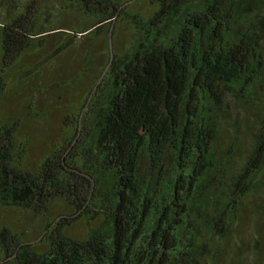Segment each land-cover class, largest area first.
Returning a JSON list of instances; mask_svg holds the SVG:
<instances>
[{"label": "trees", "instance_id": "16d2710c", "mask_svg": "<svg viewBox=\"0 0 264 264\" xmlns=\"http://www.w3.org/2000/svg\"><path fill=\"white\" fill-rule=\"evenodd\" d=\"M54 37L105 61L32 165L23 61ZM0 209L43 222H0V264H264V0H0Z\"/></svg>", "mask_w": 264, "mask_h": 264}, {"label": "rangeland", "instance_id": "374dc122", "mask_svg": "<svg viewBox=\"0 0 264 264\" xmlns=\"http://www.w3.org/2000/svg\"><path fill=\"white\" fill-rule=\"evenodd\" d=\"M46 11L52 15L54 22L57 21L58 24L67 21L64 13L57 10L53 5H50ZM54 38V41L46 45L42 51L32 53L23 61L26 68L32 67L33 70L27 74L26 80H24L26 88L21 91L22 100L20 101L23 102V111L28 113L25 109L27 102H24V99H35L31 109L35 106L38 114L37 117H30L25 124V130L30 140L29 161L32 165L38 162L52 142L60 138L62 134L61 121L71 112V104L79 101L80 98L82 100L93 81V76L105 61V55L97 54L99 50H102L100 45L94 48L96 49L95 54L93 53L92 58L86 62L84 59V48L87 43L85 39L77 40L69 51H60L52 55V50L55 48L59 37ZM123 42L124 40L121 39V43ZM88 66L91 73L83 75L82 69ZM36 71L39 74H36ZM18 99L19 97L7 106L10 113H16L19 109ZM254 103L257 104L256 101ZM232 108L235 110H232L235 118L236 116L238 118L239 132L243 134L246 118L257 109L247 108V105L242 107L232 105ZM23 220V224H20L13 212L0 209L1 223L11 225L15 229H21V226L26 229L29 228V238L37 239L41 233L43 222L39 217L24 216ZM254 224L250 218H247L233 231L234 235H239V246L246 257L251 254L252 241L249 235H252Z\"/></svg>", "mask_w": 264, "mask_h": 264}]
</instances>
